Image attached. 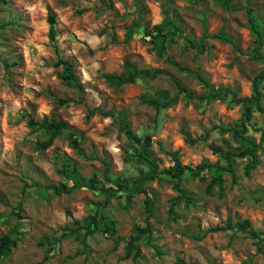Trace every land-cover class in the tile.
I'll return each mask as SVG.
<instances>
[{"label": "rangeland", "instance_id": "1", "mask_svg": "<svg viewBox=\"0 0 264 264\" xmlns=\"http://www.w3.org/2000/svg\"><path fill=\"white\" fill-rule=\"evenodd\" d=\"M0 0V236L19 228L21 238L0 264H264V80L262 110H254L245 137L258 143L257 162L248 172L247 157L236 158L234 176L226 171H203L204 180L186 172L181 187L185 199L175 201L173 182L166 176L141 182L145 192L126 199L116 192L103 207L115 221L112 236L100 231L85 235L67 216L82 220L93 214L105 192L80 186L70 193L55 194L48 185L71 186L95 175L105 185L104 161L114 179L148 175L151 165L127 161L129 142L119 128L120 114L133 133L151 137L157 169L173 164L162 149L177 151L182 164L194 166L203 160L224 161L210 144L226 148L238 142L222 127L237 122L240 105L222 100H200L205 87L173 63L204 76L215 87H230L238 96L250 95L252 80L264 68V0ZM257 21L263 44L253 57L254 36L247 9ZM139 10L141 18H139ZM48 15L55 17L56 46L49 41ZM165 16L178 20L183 34L199 39L204 31L222 28L228 40L207 38L198 53L185 49V36L167 42L162 55L143 37L141 30L128 37L134 24L149 28ZM73 64L80 88L59 77L56 59ZM129 60L142 68H161L155 79H139L122 86L110 85L103 73H121ZM178 79L192 97L178 92ZM149 93L161 99L177 96L176 102L156 110L140 96ZM68 99L59 105L58 99ZM90 110L94 112L87 116ZM66 121L76 130L79 148L71 147L65 135L55 138L46 150L34 148L39 137L26 124V114ZM182 129L194 144L185 142ZM69 168L68 175L62 169ZM72 168H76L72 171ZM221 182L206 192L209 178ZM81 179V180H80ZM149 196L152 233L139 242L140 256H125L124 238L136 226L146 225L144 199ZM247 219L257 232L253 237L239 228L208 231L227 220ZM121 238L116 245L115 239Z\"/></svg>", "mask_w": 264, "mask_h": 264}, {"label": "trees", "instance_id": "2", "mask_svg": "<svg viewBox=\"0 0 264 264\" xmlns=\"http://www.w3.org/2000/svg\"><path fill=\"white\" fill-rule=\"evenodd\" d=\"M223 5H229L228 0H221ZM248 19L250 22V27L252 29V33L254 36V46H253V57L260 58L261 56L258 54L262 44L263 38L260 29L256 27L257 21L252 16V11L250 8L247 9ZM139 18H141V11L139 10ZM49 23V32L48 37L50 43L53 45L54 50H57L56 46V38L57 32L55 27V17L53 15H48L47 17ZM3 23H0V28L3 27ZM140 25V24H139ZM138 24L132 25L128 29V37L131 36L134 32L141 30L143 37L147 38V40L152 44L154 50L158 55H162L167 47V42L169 40H175V37L185 36L186 42L184 43V48H192L198 53H203L205 51V47L207 44V38L228 40L232 43V45L238 49L234 40L230 39L226 36L224 29L222 28L218 33L209 35L205 31L199 39H195L183 34V29L178 20L165 16L160 22L153 24L150 28L146 24H142L141 28ZM168 42V43H169ZM54 65L57 67H61V71L58 73L59 77L64 81L65 84L69 86H76L80 88V85L77 82L76 76L74 74L73 64L64 58L58 57L54 62ZM173 65L179 71H186L191 73L198 79L199 82L203 84L205 87V91L198 96L200 100H222L227 102L229 105H240L242 107V112L240 114V118L237 122L233 124H228L225 127H222L223 132H229L233 137L238 141L236 145H232L229 141L225 140L226 148L224 149L221 146H216L214 144H210V148L214 154H218L219 157L224 161L221 163L220 161L210 162L207 160H203L198 164L191 166L188 164H182L177 151H169L162 149L164 152L170 155L173 164L165 167L163 169L158 170L157 165L155 164L152 152H151V137L149 135L139 136L136 133H133L129 127V124L126 122V115L124 113L120 114V122L119 128L126 136L129 145L126 150L127 157L125 158L127 161L136 159L143 163H148L152 167L151 173L148 175H140L138 177H122L120 179H114V177L110 174L109 163L104 161L105 167L103 170V177L105 181H109L110 185H105V183L101 180H98L95 175L90 176L87 181L81 180L83 183H78L72 179L71 186H68L65 183L57 185H48L55 194L70 193L76 188L80 186H87L90 189H93L97 192H105L106 198L104 201L98 202V208L95 210L93 214H90L86 217V219L79 220L72 217L71 213L67 211V216L71 219V222L75 224V228H80L85 230V235L91 234L95 232V230L100 229L106 235L112 236L115 233V221L107 216L103 212V207L109 201V198L114 195L116 192H125L126 199L129 201L132 197L140 192H145L144 189L140 186L141 182L145 180H152L158 176H166L170 178L173 182V187L177 192L174 201L171 204L169 210L172 211V206L175 204V201L180 199H185V201L189 202V197L186 196L184 189L181 187V182L186 172H189L190 175L194 177H198L204 180L203 176L200 175L203 171H226L230 172L232 176H234V161L236 158L247 157L250 159V163H248L245 167V171L255 166L257 162V150L258 143L253 142L252 140L245 137V133L248 129V125L251 124V118L253 116L254 110H262L261 101L263 98L262 91L260 90L261 84L264 80V68L254 76L252 80V91L250 95L238 96L237 92L230 87H215L210 84L208 80L200 75L198 72H194L189 70L188 68L181 66L179 63H173ZM165 74V71L161 68H142L138 67L135 63L125 60L123 63V71L121 73H103V78L113 86H122L126 83H134L139 79H155L160 75ZM175 84L178 92L186 94L188 97H192V93L187 90V88L181 84V82L172 77L171 79ZM140 100L154 107L157 111L161 109L168 108L172 106L176 100L177 96H172L167 99H161L157 96H154L149 93H144L140 96ZM68 99H58V104L63 105L68 103ZM94 110H90L87 116H90ZM26 124L32 130L36 131L39 134V137L34 142V148L37 150H46L49 148L55 138L65 135L69 140L72 148L82 153L79 144L80 141L74 137L76 135V130L73 129L66 121L57 120L53 117L44 116L42 119H35L30 114H26ZM182 133L184 135L185 142L189 144H194L198 141V138L191 137V135L185 130L182 129ZM72 171H75L76 168H72ZM69 168L62 169L63 174L68 175ZM222 178L220 175H213L209 178L206 186V192L211 193L212 187L214 184L221 182ZM144 208L146 211V225L145 226H136L133 232L126 238H124V250L125 256H131L132 259H136L140 256V248L139 242L144 237H147L148 242L152 233L151 225L148 221V218L152 214V202L149 196H146L144 199ZM233 228H239L240 230L246 232L247 234L258 237L257 232H255L250 227V221L247 219H243L234 224L227 220L223 225H216L214 227L209 228L208 231H220V230H228ZM21 238V232L19 228L14 227V229L8 233L0 236V263L1 261L10 254L13 247H15L18 241ZM121 238H116V245L119 243ZM47 256L35 264H44Z\"/></svg>", "mask_w": 264, "mask_h": 264}]
</instances>
